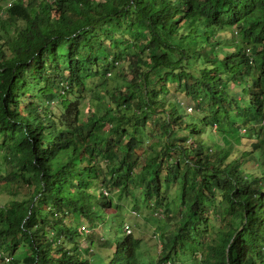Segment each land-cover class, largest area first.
Instances as JSON below:
<instances>
[{
    "label": "trees",
    "instance_id": "1",
    "mask_svg": "<svg viewBox=\"0 0 264 264\" xmlns=\"http://www.w3.org/2000/svg\"><path fill=\"white\" fill-rule=\"evenodd\" d=\"M3 3L0 264H264V0Z\"/></svg>",
    "mask_w": 264,
    "mask_h": 264
},
{
    "label": "rangeland",
    "instance_id": "2",
    "mask_svg": "<svg viewBox=\"0 0 264 264\" xmlns=\"http://www.w3.org/2000/svg\"><path fill=\"white\" fill-rule=\"evenodd\" d=\"M10 2V0H5V4L3 3V6H5L6 4H8ZM85 112L87 111L86 109L84 110ZM185 113L187 114H192L193 111H190L189 107L186 106V110ZM232 143V142H231ZM231 143L229 145H231ZM227 145V144H226ZM146 147V144H143V148ZM241 149V148H239ZM232 153H237L235 151H237L236 147H232L231 149ZM115 195V194H114ZM116 196V195H115ZM8 196L4 193L0 192V207H3L6 202L8 201ZM130 202L127 201V203L123 202L122 207L125 206V208L120 209V214L122 216H125L126 219H131L132 223L138 224L141 228V230H143L142 232H145L144 235H146V237L143 239L144 242L142 243V247L141 250L139 252V255L142 256V254L147 251H150L151 253H155L157 251V245H155V239H153V236L156 235L153 232V220H151V218L148 217V215L142 211L141 214L137 215L136 217H134V213H129V210H126V205H129ZM130 216H133L132 218ZM125 219V220H126ZM143 223H147V227L143 228ZM123 230L125 231L126 234H132V227H130V223L127 222L126 224H124ZM152 238V242L149 240V238ZM113 249V247H112ZM140 257V256H139Z\"/></svg>",
    "mask_w": 264,
    "mask_h": 264
}]
</instances>
